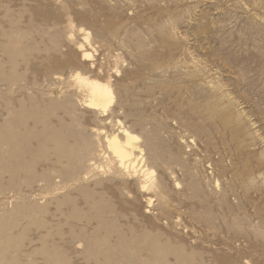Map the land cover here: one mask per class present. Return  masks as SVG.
Segmentation results:
<instances>
[{"label": "rangeland", "instance_id": "374dc122", "mask_svg": "<svg viewBox=\"0 0 264 264\" xmlns=\"http://www.w3.org/2000/svg\"><path fill=\"white\" fill-rule=\"evenodd\" d=\"M0 264H264V0H0Z\"/></svg>", "mask_w": 264, "mask_h": 264}, {"label": "bare ground", "instance_id": "6f19581e", "mask_svg": "<svg viewBox=\"0 0 264 264\" xmlns=\"http://www.w3.org/2000/svg\"><path fill=\"white\" fill-rule=\"evenodd\" d=\"M88 56L90 55L88 54ZM55 75L56 74H54V76ZM78 75L79 73L75 72V74L71 76L74 77ZM56 77L58 79H62L61 75ZM83 87L86 89L87 95L81 103L89 108L99 110L101 115H105V110L112 97L110 86L107 83H102L95 79H85ZM119 133L122 136H119L118 134H113L111 136L105 135L103 140L105 141L107 149L111 152L114 160L116 161L117 168H120L121 171H124L127 175L132 173L134 174L137 171L134 151L139 148L133 142L135 140V136L123 126L119 129ZM90 164L94 166L95 163L91 162ZM138 191L145 192V185L139 184ZM147 200L149 202V199Z\"/></svg>", "mask_w": 264, "mask_h": 264}]
</instances>
